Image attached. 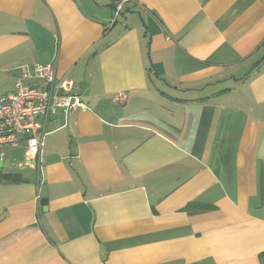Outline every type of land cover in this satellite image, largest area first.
<instances>
[{"label":"crops","instance_id":"0c3cea01","mask_svg":"<svg viewBox=\"0 0 264 264\" xmlns=\"http://www.w3.org/2000/svg\"><path fill=\"white\" fill-rule=\"evenodd\" d=\"M120 1L0 0V97L87 106L3 149L0 264H264V0Z\"/></svg>","mask_w":264,"mask_h":264},{"label":"built area","instance_id":"2783aa9c","mask_svg":"<svg viewBox=\"0 0 264 264\" xmlns=\"http://www.w3.org/2000/svg\"><path fill=\"white\" fill-rule=\"evenodd\" d=\"M127 0L116 6L119 13ZM38 84H26L28 74L17 77L12 92L0 97V160L4 148L17 147L26 142V160L39 159L44 147V137L50 132L51 115L62 111L66 114L87 109L80 95L72 92L71 79L57 77L56 65L36 64ZM128 93H117L115 101L123 103Z\"/></svg>","mask_w":264,"mask_h":264},{"label":"water","instance_id":"95a60500","mask_svg":"<svg viewBox=\"0 0 264 264\" xmlns=\"http://www.w3.org/2000/svg\"><path fill=\"white\" fill-rule=\"evenodd\" d=\"M30 162H31L30 164L32 165V167L36 166L35 160H31Z\"/></svg>","mask_w":264,"mask_h":264}]
</instances>
